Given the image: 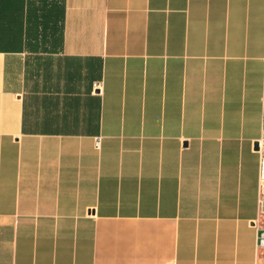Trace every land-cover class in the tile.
I'll use <instances>...</instances> for the list:
<instances>
[{
  "label": "crops",
  "instance_id": "obj_1",
  "mask_svg": "<svg viewBox=\"0 0 264 264\" xmlns=\"http://www.w3.org/2000/svg\"><path fill=\"white\" fill-rule=\"evenodd\" d=\"M255 143L264 0H0V264H264Z\"/></svg>",
  "mask_w": 264,
  "mask_h": 264
},
{
  "label": "built area",
  "instance_id": "obj_2",
  "mask_svg": "<svg viewBox=\"0 0 264 264\" xmlns=\"http://www.w3.org/2000/svg\"><path fill=\"white\" fill-rule=\"evenodd\" d=\"M93 87L95 89L99 90L100 87H101V85H100V83H94L93 84ZM259 150H260V152L263 155L264 144H263V146L262 145L259 146ZM263 161H264V156H263ZM263 161H262L261 172H260V182H261V185H262V187L264 189V185L262 184L264 182V167H263ZM256 248L264 250V226L263 227H260L258 229V234H257V239H256Z\"/></svg>",
  "mask_w": 264,
  "mask_h": 264
},
{
  "label": "water",
  "instance_id": "obj_3",
  "mask_svg": "<svg viewBox=\"0 0 264 264\" xmlns=\"http://www.w3.org/2000/svg\"><path fill=\"white\" fill-rule=\"evenodd\" d=\"M254 149H255V150H258V149H259V145H258V143H255V144H254ZM263 156H264V150H263Z\"/></svg>",
  "mask_w": 264,
  "mask_h": 264
},
{
  "label": "bare ground",
  "instance_id": "obj_4",
  "mask_svg": "<svg viewBox=\"0 0 264 264\" xmlns=\"http://www.w3.org/2000/svg\"><path fill=\"white\" fill-rule=\"evenodd\" d=\"M263 167H264V161H263ZM262 184L264 185V182Z\"/></svg>",
  "mask_w": 264,
  "mask_h": 264
}]
</instances>
